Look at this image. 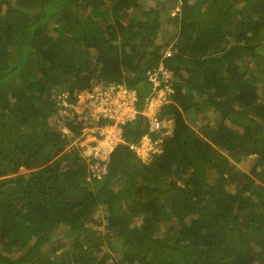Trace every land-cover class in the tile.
<instances>
[{
	"label": "trees",
	"instance_id": "1",
	"mask_svg": "<svg viewBox=\"0 0 264 264\" xmlns=\"http://www.w3.org/2000/svg\"><path fill=\"white\" fill-rule=\"evenodd\" d=\"M166 1L0 0V264H264V0ZM160 64L161 127L139 114L92 173L61 98L124 85L142 109Z\"/></svg>",
	"mask_w": 264,
	"mask_h": 264
},
{
	"label": "built area",
	"instance_id": "2",
	"mask_svg": "<svg viewBox=\"0 0 264 264\" xmlns=\"http://www.w3.org/2000/svg\"><path fill=\"white\" fill-rule=\"evenodd\" d=\"M166 55H171V51H167ZM147 75L158 94L150 98L142 109L138 107L136 91L128 89L124 85L110 84L106 87L97 86L92 91H82L78 94L77 102L75 103L68 102L66 98H61V112L65 116H70L69 112L74 115L76 105L85 106L82 111L76 110L74 117H80V121L83 122L80 140H83L88 135L96 136L95 140L81 142V145L77 144L82 154L90 162L89 166L92 173L96 174L104 170L113 149L119 143H126L124 126L134 120L139 114L144 116L143 113L148 112L152 108H155L154 111L157 112L159 105L166 99L165 87L158 88L171 77L170 70L160 64L157 68L149 69ZM156 100L157 102L154 103ZM84 122L87 123L84 124ZM152 122L155 124L151 128L152 131L161 127L162 123L157 117ZM63 131L68 133V129ZM150 139L152 138L150 137ZM151 141L154 149L151 150V153L158 151L159 141ZM140 144V142L130 143L129 146L139 151L137 148Z\"/></svg>",
	"mask_w": 264,
	"mask_h": 264
},
{
	"label": "rangeland",
	"instance_id": "3",
	"mask_svg": "<svg viewBox=\"0 0 264 264\" xmlns=\"http://www.w3.org/2000/svg\"><path fill=\"white\" fill-rule=\"evenodd\" d=\"M157 1L158 0H141V4H142V6L144 8H150L152 6H155ZM166 4L168 6H173V4H175V2L168 0V1H166ZM172 14H174V13H172ZM166 23H167V21L164 20L163 24H165L164 26H168L169 27V31L166 32L165 28H164V30L160 34V36H162V39L159 37L157 42H164V44H167V47H165V51H166L167 48H169L168 51H171V49H170L171 46L170 45L172 44V42L175 39V36L173 35V33L175 31V25L173 23H171L169 25H166ZM156 102H157V100L154 101V103H156ZM76 106L77 107H75V109H74L75 113H76V110L82 111L85 108V106H83V105H76ZM154 110H155V108H152L151 110H148V112L143 113L144 116L149 120L148 123H149L151 128L155 126V124L152 122L154 120V118H156V112ZM75 113H74V115H75ZM68 114H70V116H65L63 113H61L62 116L59 119L58 128H60L61 130L68 129V134H70L71 133L70 129L67 126V124H68V122L70 120H75L76 123H80L81 125L83 124V122L80 121V117L75 118L74 115H72V112H69ZM206 118L208 119V121H210L211 123L214 124L215 122H217L219 120L220 117H219L218 112H215L213 110H209V111H207ZM54 122H55V120L52 119V123H54ZM85 123H87V122H84V124ZM197 126H198V123H195L194 127L196 128ZM141 132H142V129L140 131V134H141ZM147 134L148 133L142 134L141 139H140L141 140L140 141L141 144L137 148L139 150L138 153L144 159H147L148 157H150L151 150H154L153 147H152V141H151L152 139H150V137H149L150 134L149 135H147ZM71 135H70V137H71ZM81 137H82V134L78 135L68 147H70L71 145L78 146L77 144L81 145V142H84V141L88 142V141H91V140H95V138H96V136L88 135V136H85L83 138V140H80ZM252 156H254V155H252ZM248 162L249 161L247 160L244 164H240V165H242L244 168L247 167V169H248V167H249ZM103 216H104V212L103 211H99V213L97 214V217H99L103 221V220H105L103 218Z\"/></svg>",
	"mask_w": 264,
	"mask_h": 264
},
{
	"label": "clouds",
	"instance_id": "4",
	"mask_svg": "<svg viewBox=\"0 0 264 264\" xmlns=\"http://www.w3.org/2000/svg\"><path fill=\"white\" fill-rule=\"evenodd\" d=\"M167 51H168V50H167ZM167 51H166V52H167ZM124 139H125V137H124ZM125 141H126V140H125ZM140 141H141V140H140ZM126 143H127V142H126ZM128 144H130V143H128Z\"/></svg>",
	"mask_w": 264,
	"mask_h": 264
}]
</instances>
